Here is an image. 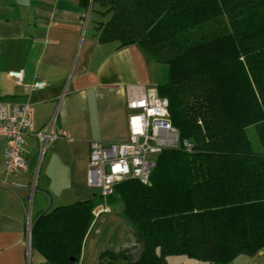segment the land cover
Returning <instances> with one entry per match:
<instances>
[{"label": "trees", "instance_id": "obj_1", "mask_svg": "<svg viewBox=\"0 0 264 264\" xmlns=\"http://www.w3.org/2000/svg\"><path fill=\"white\" fill-rule=\"evenodd\" d=\"M99 42L139 45L167 66L159 86L170 122L192 150H162L148 184H116L109 201L132 227L135 256L104 250L96 264H234L264 247V0H79ZM94 198L32 219L31 248L77 264Z\"/></svg>", "mask_w": 264, "mask_h": 264}, {"label": "crops", "instance_id": "obj_2", "mask_svg": "<svg viewBox=\"0 0 264 264\" xmlns=\"http://www.w3.org/2000/svg\"><path fill=\"white\" fill-rule=\"evenodd\" d=\"M86 10L79 0H0V103L8 112L13 104L32 109V124L24 134L26 171L17 176L4 172L6 141L0 137V264H52L27 250L31 188V220L56 206L93 199L86 185L89 142H125L127 86L159 95L167 81V66L139 45L99 42L95 17L90 12L85 21ZM10 71H21V80L16 82ZM36 83L43 87L34 88ZM48 124L65 136L52 142L39 162L33 134ZM94 201L101 210L93 216L77 264H96L104 250L135 256L138 243L120 215L122 203ZM120 235L128 237L124 241ZM165 262L196 264L185 255H170ZM233 262L264 264V247Z\"/></svg>", "mask_w": 264, "mask_h": 264}, {"label": "built area", "instance_id": "obj_3", "mask_svg": "<svg viewBox=\"0 0 264 264\" xmlns=\"http://www.w3.org/2000/svg\"><path fill=\"white\" fill-rule=\"evenodd\" d=\"M90 7L86 10L87 21ZM9 76L16 82L22 78L21 71H10ZM34 88H42L36 83ZM127 132L128 137L121 143L89 142L86 167V185L88 189L97 188L98 194L110 196L116 184L126 179H136L142 184L149 183L150 173L155 166L156 156L165 149L181 148L187 152L193 144L189 139H181L179 131L170 122L169 103L166 97L158 95L153 89L140 85L126 88ZM32 124V109L28 104H13L8 112L4 103H0V137L6 141L2 150L3 169L6 174L17 176L27 170L24 157V134ZM38 142L40 160L52 142L65 136L54 130L51 124L33 134ZM34 186V185H32ZM28 216L26 219V246L31 248L30 191Z\"/></svg>", "mask_w": 264, "mask_h": 264}, {"label": "rangeland", "instance_id": "obj_4", "mask_svg": "<svg viewBox=\"0 0 264 264\" xmlns=\"http://www.w3.org/2000/svg\"><path fill=\"white\" fill-rule=\"evenodd\" d=\"M96 16H98L97 15V13L95 12V11H92V17H96ZM91 23H93L92 21H90V24ZM39 157V156H38ZM42 158V157H41ZM41 161V159L39 160V162ZM92 192L94 193V199L96 200V201H101L102 199H103V197H101L97 192H98V190H97V188H95V189H92ZM31 203H32V198H31ZM127 238L128 237V235H120V238L122 239V240H126V239H124V238ZM126 242H128V241H126ZM124 246L126 245V247H123L124 248V250H129V247H127L128 246V244H123ZM120 250V249H119ZM123 250V251H124Z\"/></svg>", "mask_w": 264, "mask_h": 264}, {"label": "water", "instance_id": "obj_5", "mask_svg": "<svg viewBox=\"0 0 264 264\" xmlns=\"http://www.w3.org/2000/svg\"><path fill=\"white\" fill-rule=\"evenodd\" d=\"M100 210H101V206L95 207L94 210H93V213L94 214H96V213L98 214V211H100Z\"/></svg>", "mask_w": 264, "mask_h": 264}]
</instances>
